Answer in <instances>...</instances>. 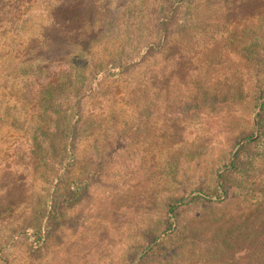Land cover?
Segmentation results:
<instances>
[{"label": "rangeland", "instance_id": "rangeland-1", "mask_svg": "<svg viewBox=\"0 0 264 264\" xmlns=\"http://www.w3.org/2000/svg\"><path fill=\"white\" fill-rule=\"evenodd\" d=\"M141 2L35 0L20 19L0 23V264H138L153 234L163 231V203L208 185L240 149L242 136L252 132L260 107L255 54L264 50V0L201 1L193 26L172 48L180 51L179 60L161 58L132 80L103 84L110 95L101 94L90 111L101 131L83 134L75 177L88 174L94 139L101 156L107 152L103 146L117 149L128 142L126 155L82 199L58 211L47 242L36 234L32 228L47 219L54 173L30 156L36 121L25 94L32 70L58 60V41L70 46L60 55L67 61L78 55L91 64L93 57L97 64L113 61L116 37L101 32L112 19L122 26L127 8ZM54 5L74 8L86 37L68 42L63 31L61 37L62 27L51 16ZM230 9L231 20L238 21L233 26L223 24ZM137 87L142 91L134 94ZM236 210L235 204L228 209Z\"/></svg>", "mask_w": 264, "mask_h": 264}, {"label": "trees", "instance_id": "trees-1", "mask_svg": "<svg viewBox=\"0 0 264 264\" xmlns=\"http://www.w3.org/2000/svg\"><path fill=\"white\" fill-rule=\"evenodd\" d=\"M34 1L0 0V23L20 19L22 9ZM201 1L204 0H142L127 8L122 26L112 19L108 29L101 32L108 34L107 37H116L113 61L97 64L93 57L91 64L79 55L67 61L62 56L70 46L60 45L58 41L59 45L54 46V57L58 60L46 68L32 70L33 77L27 83L25 94L36 121L30 156L32 159L34 156L39 168L43 165L46 172L54 173L46 200L44 223L47 224L32 228L36 234L44 235L45 242L49 233L55 231L50 221L59 218L58 211L82 199L93 181L101 179L113 164L116 166L129 148L128 142L119 144L117 149L103 146L102 151L107 149V152L101 156L99 143L93 138V159L86 171L88 174L75 177L84 147L83 134L93 137L101 131V121L90 111L93 102L98 103L104 93L103 84L128 77L132 80V76L161 58L167 62L172 58L179 60L180 51L174 53L176 50L172 48L182 32L193 26V10ZM231 11L223 18L224 25L233 26L238 22L231 20ZM75 13L72 7L54 5L51 9L52 18L62 27L59 34L62 37L64 33L68 42L86 37V30L79 27V16ZM243 13L239 8L237 14L246 16ZM101 33L97 40L101 39ZM255 61L260 107L252 132L242 136L240 149L224 171L214 174L212 182L202 183L191 193L184 190L180 196L163 203V231L153 234L138 264H182L188 258L196 259L199 264H264V171L261 169L264 166V69H260L264 64V50L255 54ZM191 62L192 59L188 65ZM90 69L92 73H88ZM140 91L137 87L133 93ZM96 121L100 124L95 125ZM252 144L254 147L250 148ZM58 152L62 153L59 157ZM253 189L255 195H252ZM234 204L238 210L229 213Z\"/></svg>", "mask_w": 264, "mask_h": 264}]
</instances>
